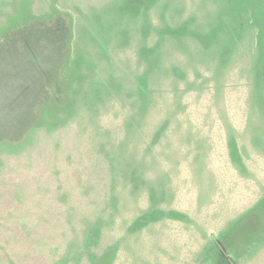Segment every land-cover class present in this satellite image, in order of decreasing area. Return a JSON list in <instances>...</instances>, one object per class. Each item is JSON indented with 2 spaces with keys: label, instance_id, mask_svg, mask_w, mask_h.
I'll return each mask as SVG.
<instances>
[{
  "label": "rangeland",
  "instance_id": "374dc122",
  "mask_svg": "<svg viewBox=\"0 0 264 264\" xmlns=\"http://www.w3.org/2000/svg\"><path fill=\"white\" fill-rule=\"evenodd\" d=\"M0 264H264V0H0Z\"/></svg>",
  "mask_w": 264,
  "mask_h": 264
}]
</instances>
